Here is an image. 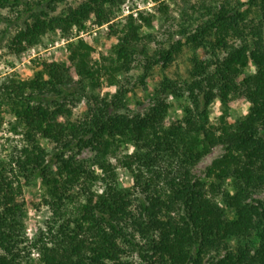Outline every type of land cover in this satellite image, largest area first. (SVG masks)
I'll return each instance as SVG.
<instances>
[{"label":"trees","instance_id":"16d2710c","mask_svg":"<svg viewBox=\"0 0 264 264\" xmlns=\"http://www.w3.org/2000/svg\"><path fill=\"white\" fill-rule=\"evenodd\" d=\"M61 1L0 0V9L24 18L11 38L16 52L49 32L69 37L91 20L107 24L114 42L99 61L85 40H70L67 61H43L28 79L12 74L0 81V109L9 107L23 141L0 161V264H34L33 250L40 264H205L212 252L207 264H264V201L253 197L264 190V0H215L193 30L180 26L184 40L153 53L148 44L155 36L142 30L153 27L155 14L130 13L115 23L124 0H83L56 12ZM167 7L161 3L155 12ZM185 46L210 58L193 56L181 83L162 79L146 111H123L122 79L134 62L143 57L144 82ZM103 79L117 87L110 98L98 92ZM170 96L185 99L183 115L172 122ZM237 98L250 104L244 116L212 122L216 99ZM83 99L84 113L76 117ZM2 119L0 112V127ZM218 144L224 154L196 175L195 165ZM86 149L94 156L82 157ZM113 157L131 173L128 187L119 184ZM34 179L46 188L52 219L31 239L18 199Z\"/></svg>","mask_w":264,"mask_h":264},{"label":"rangeland","instance_id":"374dc122","mask_svg":"<svg viewBox=\"0 0 264 264\" xmlns=\"http://www.w3.org/2000/svg\"><path fill=\"white\" fill-rule=\"evenodd\" d=\"M83 0H62L58 3L56 12H61L69 5L76 6ZM236 1V0H235ZM245 2L246 0H241ZM166 4L168 7L165 12H155L158 5L161 3ZM215 0H124L118 8L117 17L113 19L115 23L125 22L127 16L131 13L135 18L139 13L155 14L154 25L152 28L143 27V34H152L155 36L148 44L149 53H153L161 46L167 45L169 42L182 39L184 37L180 33L181 27L185 26L193 30L196 25L203 19L202 14L205 12L204 6L213 4ZM203 7H202V6ZM248 7L243 4L242 10ZM22 8V7H19ZM0 12L6 19L0 23V81L10 75L17 76L20 79H28L32 77L36 70L41 68V62L49 60L67 61L69 50L67 43L76 38H82L92 47L93 60H101L102 55H106L111 51V45L114 42L113 36L109 34L110 28L107 24L98 26L94 21L86 22L84 28L74 30L69 37L57 33H46L42 40L32 47L16 52L14 46L11 44V38L16 32L22 21L20 19L19 11L17 9H0ZM256 12L251 9L249 11V18H255ZM193 24V25H192ZM200 56L202 59L210 58L204 50L194 49L191 46H185L184 50L174 59L168 66L163 68L161 64L153 67L151 74L148 75L144 82L141 81V74L144 71L145 61L143 57H139L134 62V67L124 76L122 83L128 89L125 96L123 111L129 113L144 112L153 104V94L159 86L162 79L165 77L171 80L183 82L190 77V70L192 67V58L195 55ZM253 66L250 64L246 69V73L253 72ZM116 86H110L103 79V85L98 90L101 96L111 97L112 93L116 91ZM169 101L171 107L167 115V121L180 118L183 115V106L185 104L184 98H175L170 96ZM85 99L78 104L74 109L76 117L83 115L85 110ZM249 102L237 98L228 103H223L220 99H216L210 106V119L212 122L217 123L222 115H226L227 119L231 122L244 116L249 109ZM0 112L2 113V123L0 127V161H8L11 156V148L14 144L21 145L23 143L21 136L13 131L15 117L9 113V107L2 105ZM41 143L51 149L53 144L45 139L40 140ZM127 148L122 147L120 153L126 151ZM225 152L223 145L214 146L209 153H207L194 167L193 172L198 176H204L207 168L212 162L221 157ZM119 153V154H120ZM94 154L90 149H86L82 153V157L90 158ZM112 161L116 164L117 179L122 187H128L132 183L131 173L119 165L113 157ZM100 188V183L96 186ZM46 188L40 179H34L27 184L23 185L22 194L18 200L24 202L25 208V232L29 238L34 239L40 230H46L48 222L52 219V211L45 203L44 198ZM255 199L264 201V190L255 192L253 194ZM229 216H233V210L228 209ZM214 253H209L204 263L207 264L208 260L213 257ZM31 260L34 264L39 263V253L36 250L31 251ZM138 261V258H135Z\"/></svg>","mask_w":264,"mask_h":264}]
</instances>
